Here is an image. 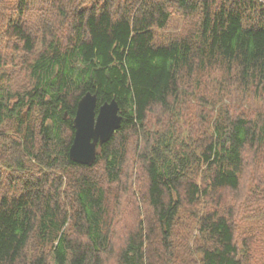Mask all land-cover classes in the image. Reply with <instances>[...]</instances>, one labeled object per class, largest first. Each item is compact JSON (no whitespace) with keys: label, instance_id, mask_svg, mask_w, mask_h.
<instances>
[{"label":"trees","instance_id":"trees-1","mask_svg":"<svg viewBox=\"0 0 264 264\" xmlns=\"http://www.w3.org/2000/svg\"><path fill=\"white\" fill-rule=\"evenodd\" d=\"M0 264H264V0H0Z\"/></svg>","mask_w":264,"mask_h":264},{"label":"water","instance_id":"water-1","mask_svg":"<svg viewBox=\"0 0 264 264\" xmlns=\"http://www.w3.org/2000/svg\"><path fill=\"white\" fill-rule=\"evenodd\" d=\"M96 102V94L86 91L78 99L72 119L74 133L68 154L71 160L84 165L95 161L98 145L108 141L121 126L122 115L115 99L99 105Z\"/></svg>","mask_w":264,"mask_h":264}]
</instances>
